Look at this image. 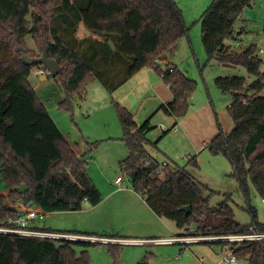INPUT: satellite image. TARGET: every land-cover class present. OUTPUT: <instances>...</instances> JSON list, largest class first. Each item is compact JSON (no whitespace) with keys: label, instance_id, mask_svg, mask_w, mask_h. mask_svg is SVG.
<instances>
[{"label":"trees","instance_id":"1","mask_svg":"<svg viewBox=\"0 0 264 264\" xmlns=\"http://www.w3.org/2000/svg\"><path fill=\"white\" fill-rule=\"evenodd\" d=\"M252 1L213 0L201 17L208 62L243 67L254 77L251 83L244 76L216 78L221 91L233 96L228 111L235 126L226 132L218 122L219 132L206 145L213 155H223L229 161L231 175L252 215L250 224L235 219L228 197L212 209L223 222L209 228L205 212L214 191L209 190L206 197L207 185L178 163H168L165 175H157L160 165L146 148L150 142L147 134L154 128L153 115L138 124L134 113L115 101L122 139L129 151L120 163L122 172L148 206L173 222L182 234L192 233V228L196 234H232L252 224L264 230L250 198L252 183L264 199V61L256 45L238 52L226 43L241 33L235 28L236 20ZM80 22L99 38H78ZM189 30L176 0H0V177L8 188L7 194L0 193V225H11L22 215L19 203L55 212L81 210L85 201L97 205L103 199L85 160L30 82L34 70L46 71L45 67L24 64L22 54L39 57L47 52L60 64L61 71L54 78L63 93L59 107L71 112L75 96L81 95L90 81L98 79L113 93L140 70L154 67L171 88L172 100L160 109L175 117V128L188 112L197 83L173 62L162 60ZM27 35H32L36 50L28 48ZM189 164L198 168L197 157ZM186 206L191 207L190 212L183 209ZM96 243L101 242L0 233V264H91L88 248ZM110 245L114 252L117 244ZM235 253L240 261L264 264V241L247 242L236 247ZM137 264H150L149 255Z\"/></svg>","mask_w":264,"mask_h":264},{"label":"rangeland","instance_id":"2","mask_svg":"<svg viewBox=\"0 0 264 264\" xmlns=\"http://www.w3.org/2000/svg\"><path fill=\"white\" fill-rule=\"evenodd\" d=\"M212 1L176 0L183 10L185 22L190 30L176 48L166 52L165 57L167 61L176 64L187 77L197 83V88L190 98L187 114L179 118L180 124L173 128L176 119L160 109L163 99L157 98L152 91L146 89L138 91L139 89L135 87L137 96L128 98L132 108L129 109L136 114V120L140 124L147 115H153L154 128L147 134L150 140L146 146L149 156L161 166L167 162L169 164L178 163L186 167L207 185L208 189L204 191L206 197L210 194L209 190L214 191L209 197L210 209L205 212V223L209 228L223 222V219L212 209L228 197H230L229 204L234 210L235 219L243 225L252 222V215L246 209L247 203L243 192L237 180L231 175L232 168L229 161L223 155H213L205 145L219 132L218 122L226 132H231L235 126L228 111L233 96L221 91L216 84V78L244 76L249 83L254 80V77L250 76L243 67L224 66L216 60L208 62V55L202 42L201 17ZM235 28L242 32L238 33L236 38L226 40V43L232 45L234 50L241 52L251 45H256L257 49H264V0H253L251 6L246 7L236 20ZM26 44L29 49L36 50L32 35H27ZM261 57L264 61V53ZM161 65L164 68L166 66L163 62ZM261 68L264 70V62ZM153 75L163 82L155 70ZM29 79L34 88H37L39 83L53 85L48 90L49 99H44V104L62 133L65 134L66 139L75 146L82 140L81 130L84 131L82 129L84 123L79 125V121L85 119L84 115L89 109L88 106L103 105L102 109L93 110L94 114L88 121L93 136L88 145L93 150H87L85 166L95 185L103 192L104 199L97 205L85 201L81 210L46 212L40 224L55 231L70 232V230L77 229L88 230L87 232H95L98 235L118 236V233H123L129 238H140L125 231H119L121 228H136L133 221L146 219L143 217L146 211L143 204L147 205L143 197L133 189L130 177L121 170V160L128 156L129 151L122 139L123 129L112 93L108 90H104V93L100 87L92 84L94 81L92 80L83 91L87 95L86 100L76 95L74 111L71 112L59 107L63 93L56 85L54 78L42 80L33 72ZM36 92L38 95L41 94L40 89ZM120 104L123 105V103ZM141 104L143 105L140 108ZM145 108H150L151 111L146 113ZM103 119L108 121V125L105 127L101 125L103 127L97 129V123ZM166 129L169 131L163 135ZM100 130L104 132L102 135ZM104 134L114 137L112 139L103 137ZM195 156L199 164L198 168L189 164L190 159ZM118 176L123 178L119 186L115 183ZM114 190L116 191L112 193ZM7 192L8 188L0 177V193ZM250 198L251 204L257 209L258 220L264 223V199L252 183H250ZM165 221L175 230L170 236H177L180 231L175 224L169 220ZM77 249L80 252L83 247L80 246ZM88 250L91 264H119V261L124 264H137L146 255H149L150 264H225L221 261L222 246L213 243L117 244L114 252L109 243H96ZM227 253L224 251L225 255ZM236 264L250 263L238 261Z\"/></svg>","mask_w":264,"mask_h":264},{"label":"crops","instance_id":"3","mask_svg":"<svg viewBox=\"0 0 264 264\" xmlns=\"http://www.w3.org/2000/svg\"><path fill=\"white\" fill-rule=\"evenodd\" d=\"M76 36L78 38H84V37H88V36H93L94 38H99L98 36H96L95 34H93L92 32H90L86 28V26H85V24L83 22H80L79 23ZM162 61L163 62H166L167 60H162ZM154 70H155L154 67H147V68H144V69L140 70L134 76H132L130 79H128L121 87H119L117 90H115L111 94L112 95V98L115 99L118 103H123V105L125 107H127L128 109L129 108L132 109L131 106H130V103L131 102L128 100V98H133V97L137 96L138 93H137V90L135 89V87H137L139 89L138 91L143 90V89H146L148 91H152L157 98H159L160 100L163 99L162 100L163 101L162 104L168 103L169 101L172 100V97H173L171 88L166 83L164 85V81L162 82L160 79H157L153 75ZM44 72L45 71H43V70H34V74L37 77H40V75H42V73H44ZM155 72H156V70H155ZM42 80H46V79H42ZM92 84H95L96 87H100L104 93H105L104 90H107L104 87V85L99 80H94L92 82ZM51 86H53V85L52 84L47 85V83H39V85L37 86V88L35 87L36 91L38 89H40V91H41L40 93L41 94H39V97H40V99L42 100L43 103H44V99H49L48 90H49V88ZM55 93H57V92L55 91ZM78 97L79 98L81 97L82 99L86 100L87 95H86V93L83 92ZM162 97H164V98H162ZM105 99L106 100L108 99L107 96H106ZM142 105L143 104L140 105V108L142 107ZM88 108L89 109L86 110V113L84 115L85 116L84 117L85 119L82 120V121H79V125L84 123V127H82V129H84V131L81 130V132H82V140H81V143L80 142H77V146H75L74 144L70 143L74 147V149L76 150V152L78 153V155L80 157H82L84 160H87V156L86 155H87L88 151H92L93 150L91 148V146L88 145V143H90V141H91V138L93 137L92 136V131L89 129L90 126L88 125L89 118H91V116L94 114L93 110L96 111V110H98L100 108L102 109L103 108V105L101 104L98 107H96V106L89 107L88 106ZM140 108H138V109H140ZM145 111H146V113H149L151 111V109L150 108H145ZM134 115H135V120H136L137 119L136 118V114L134 113ZM149 116H151V115H149ZM149 116L147 115L146 118H148ZM136 122L138 124H140L137 120H136ZM179 124H180V121H179ZM101 125H104V127L107 126L108 125V121L106 119H103L101 122H98L97 123L96 128L97 129H101V127H103ZM102 133H104V132L101 131V135H102ZM64 136H65V134H64ZM103 137H110L112 139L114 136H107L106 134H104ZM99 190H101V189L99 188ZM115 191L116 190L112 191V193H114ZM132 192H134V191H132ZM7 193H5V194H7ZM101 193H102V196H103V199H104V194H103L102 191H101ZM146 205L147 206H145L143 204V206L146 208V211L143 214V217H145L148 220L142 218V219L133 221L132 223H134L136 225V228H132V229H131V227L125 228V229L121 228V229H119V231H125L126 233H130L132 235H136L135 237H140V238H143V237H145V238H151V237H158V238L159 237H161V238L173 237V236H170V234H172L175 231L173 229L172 225H169L168 223H166L165 219H163L162 217H160L159 215H157L148 206L147 203H146ZM24 207L25 206L22 203H19L18 204V208L20 210H23ZM260 222H262V221H260ZM44 227L47 228L46 226H44ZM74 227L79 228V226H76V225H74ZM47 229H50V228H47ZM84 229H87V228H84ZM70 231H74V232H78V233H95V232H87L88 230H77V229H73V230H70ZM118 234H119L118 236L128 237L129 238V236H126L123 233H118ZM127 235H129V234H127Z\"/></svg>","mask_w":264,"mask_h":264},{"label":"built area","instance_id":"4","mask_svg":"<svg viewBox=\"0 0 264 264\" xmlns=\"http://www.w3.org/2000/svg\"><path fill=\"white\" fill-rule=\"evenodd\" d=\"M257 52L261 55L264 53L263 48L257 49ZM264 94V93H263ZM206 146V145H205ZM189 157V156H188ZM167 162L159 166L156 170L157 175L163 177L165 175L164 168L167 166ZM123 178L118 176L116 183L121 185ZM22 215L11 225H0V233L14 234L20 236L50 238V239H66V240H83L91 242H101L109 244H148V243H222L221 261L225 264H236L240 261L235 253V248L239 247L247 242H261L264 241V230L260 229L258 224H252L247 227L243 232L232 234H196L195 228L191 229L192 233L182 234L177 236L161 238H120V237H106L96 235H86L82 233H71L63 231H55L47 229L40 224L46 216V211L36 207H24L21 210ZM227 251V255L224 254Z\"/></svg>","mask_w":264,"mask_h":264},{"label":"water","instance_id":"5","mask_svg":"<svg viewBox=\"0 0 264 264\" xmlns=\"http://www.w3.org/2000/svg\"><path fill=\"white\" fill-rule=\"evenodd\" d=\"M22 60L26 65H34V64H42L46 71L40 75L41 79H49L55 78L57 74L61 71L60 64L55 60L48 56L47 52H43V54L39 57H31L26 53L22 54ZM187 212L191 211L190 206H186L183 208ZM119 264H124L122 261H119Z\"/></svg>","mask_w":264,"mask_h":264}]
</instances>
